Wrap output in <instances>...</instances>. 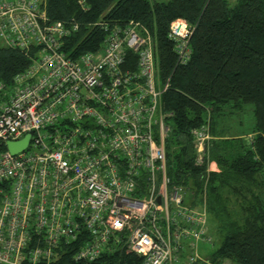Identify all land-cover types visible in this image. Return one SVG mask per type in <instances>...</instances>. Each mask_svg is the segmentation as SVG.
Instances as JSON below:
<instances>
[{
  "label": "built area",
  "instance_id": "built-area-1",
  "mask_svg": "<svg viewBox=\"0 0 264 264\" xmlns=\"http://www.w3.org/2000/svg\"><path fill=\"white\" fill-rule=\"evenodd\" d=\"M95 24L101 47L71 58L62 47L79 22L51 20L45 0H0V44L30 59L0 81V264H54L68 249L70 264L207 262L197 251L210 241L205 191L192 205L193 190L166 173L169 77L158 75L153 36L134 20ZM193 30L170 22L175 65L190 59ZM28 133L12 153L7 143ZM190 134L203 164L208 117Z\"/></svg>",
  "mask_w": 264,
  "mask_h": 264
},
{
  "label": "trees",
  "instance_id": "trees-1",
  "mask_svg": "<svg viewBox=\"0 0 264 264\" xmlns=\"http://www.w3.org/2000/svg\"><path fill=\"white\" fill-rule=\"evenodd\" d=\"M45 11L51 20L79 22L62 47L71 58L101 47L105 31L93 25L97 20L119 25L134 20L149 29L158 75L161 81L169 77L162 94L163 110L172 113L165 137L169 185L191 188L192 205L205 191L208 215L221 237L207 262L192 264H264V0L232 5L227 0H45ZM175 18L194 25L190 59L177 65L167 36ZM29 63L24 51L0 44V81L9 84ZM246 103L253 104L254 116L249 140L223 122ZM207 117L208 157L196 164L190 130ZM208 161L217 170L206 173ZM71 252L54 264H70ZM127 258L131 264L140 260Z\"/></svg>",
  "mask_w": 264,
  "mask_h": 264
},
{
  "label": "rangeland",
  "instance_id": "rangeland-1",
  "mask_svg": "<svg viewBox=\"0 0 264 264\" xmlns=\"http://www.w3.org/2000/svg\"><path fill=\"white\" fill-rule=\"evenodd\" d=\"M227 1L229 5H232L235 2V0H227ZM252 110H253V104L246 103L244 104L243 109L241 111L238 110L233 111V113L230 114V116L228 115L227 117L224 118L223 122L235 128H239V130L241 131L240 133H244L245 139L249 140L250 139L249 134L251 133L250 131L254 123V116ZM211 166L213 165L211 164L210 168H212ZM207 234L210 237V241L208 242L200 241L197 246V251L202 259L208 261L211 252L218 247L221 240V237L216 231V221L211 215L207 216ZM222 264H232V263L229 260H224Z\"/></svg>",
  "mask_w": 264,
  "mask_h": 264
},
{
  "label": "water",
  "instance_id": "water-1",
  "mask_svg": "<svg viewBox=\"0 0 264 264\" xmlns=\"http://www.w3.org/2000/svg\"><path fill=\"white\" fill-rule=\"evenodd\" d=\"M28 137H29V133L24 135L23 138H21L18 141L8 142L7 146L9 148V150L12 153H15V152L19 151L20 149L24 148L27 144Z\"/></svg>",
  "mask_w": 264,
  "mask_h": 264
},
{
  "label": "crops",
  "instance_id": "crops-1",
  "mask_svg": "<svg viewBox=\"0 0 264 264\" xmlns=\"http://www.w3.org/2000/svg\"><path fill=\"white\" fill-rule=\"evenodd\" d=\"M211 164L213 165V166H211L212 169H213V170H216V169H217V168H216V164H215L214 162H212Z\"/></svg>",
  "mask_w": 264,
  "mask_h": 264
}]
</instances>
